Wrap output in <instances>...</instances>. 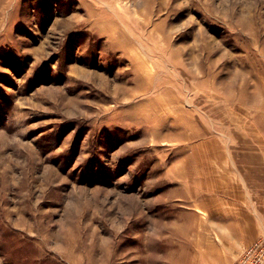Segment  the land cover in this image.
Instances as JSON below:
<instances>
[{"label":"rangeland","instance_id":"1","mask_svg":"<svg viewBox=\"0 0 264 264\" xmlns=\"http://www.w3.org/2000/svg\"><path fill=\"white\" fill-rule=\"evenodd\" d=\"M255 242L264 0H0V264H253Z\"/></svg>","mask_w":264,"mask_h":264},{"label":"built area","instance_id":"2","mask_svg":"<svg viewBox=\"0 0 264 264\" xmlns=\"http://www.w3.org/2000/svg\"><path fill=\"white\" fill-rule=\"evenodd\" d=\"M255 250H259L260 251V253H258V256L260 255V259H259V257L257 258L258 260H259V262L257 261V259L255 258L254 260H255V262L253 263V264H264V258L261 260V257H263L264 256V253H262V252H264V242H255L254 243V247H253ZM254 250V251H255ZM259 251H256V252H259ZM255 254V253H254Z\"/></svg>","mask_w":264,"mask_h":264}]
</instances>
